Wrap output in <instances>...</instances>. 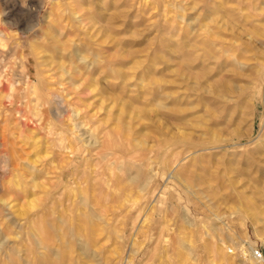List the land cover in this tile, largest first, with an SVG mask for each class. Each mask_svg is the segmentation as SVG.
<instances>
[{"label":"rangeland","instance_id":"obj_1","mask_svg":"<svg viewBox=\"0 0 264 264\" xmlns=\"http://www.w3.org/2000/svg\"><path fill=\"white\" fill-rule=\"evenodd\" d=\"M255 242L264 0L0 14V264H250Z\"/></svg>","mask_w":264,"mask_h":264},{"label":"bare ground","instance_id":"obj_2","mask_svg":"<svg viewBox=\"0 0 264 264\" xmlns=\"http://www.w3.org/2000/svg\"><path fill=\"white\" fill-rule=\"evenodd\" d=\"M38 1L39 0H0V14L7 16V17H10V16L15 15L16 13L22 11L25 7L27 8V6L30 5L31 3H33V2L36 3ZM26 253L24 255L25 257L19 256V255L18 256H13V255L7 256V255H5L7 258L4 257L2 264H31V261L27 258V257H29V258L31 257L28 255L30 252L27 254ZM244 253H246V252L244 251ZM244 255H248V254L246 253ZM32 259H33V257H32ZM246 259H248V262H250V264H252V263L257 264L250 256H248V258L246 257Z\"/></svg>","mask_w":264,"mask_h":264},{"label":"built area","instance_id":"obj_3","mask_svg":"<svg viewBox=\"0 0 264 264\" xmlns=\"http://www.w3.org/2000/svg\"><path fill=\"white\" fill-rule=\"evenodd\" d=\"M247 254L257 263L264 264V243H248L245 247Z\"/></svg>","mask_w":264,"mask_h":264}]
</instances>
